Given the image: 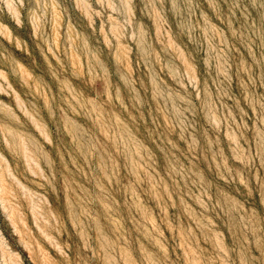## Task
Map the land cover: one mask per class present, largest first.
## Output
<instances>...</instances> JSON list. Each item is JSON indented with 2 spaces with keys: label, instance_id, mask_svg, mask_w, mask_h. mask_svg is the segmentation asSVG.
Here are the masks:
<instances>
[{
  "label": "rangeland",
  "instance_id": "rangeland-1",
  "mask_svg": "<svg viewBox=\"0 0 264 264\" xmlns=\"http://www.w3.org/2000/svg\"><path fill=\"white\" fill-rule=\"evenodd\" d=\"M0 264H264V0H0Z\"/></svg>",
  "mask_w": 264,
  "mask_h": 264
}]
</instances>
